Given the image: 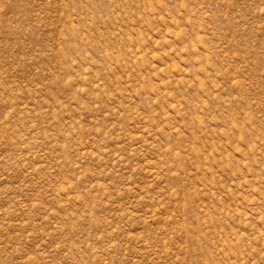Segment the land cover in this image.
Here are the masks:
<instances>
[{
	"label": "rangeland",
	"instance_id": "rangeland-1",
	"mask_svg": "<svg viewBox=\"0 0 264 264\" xmlns=\"http://www.w3.org/2000/svg\"><path fill=\"white\" fill-rule=\"evenodd\" d=\"M0 264H264V0H0Z\"/></svg>",
	"mask_w": 264,
	"mask_h": 264
}]
</instances>
